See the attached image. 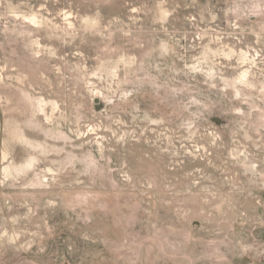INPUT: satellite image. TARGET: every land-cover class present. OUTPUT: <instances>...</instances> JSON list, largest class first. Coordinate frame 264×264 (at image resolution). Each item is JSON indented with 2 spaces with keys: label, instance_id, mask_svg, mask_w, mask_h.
I'll return each instance as SVG.
<instances>
[{
  "label": "rangeland",
  "instance_id": "374dc122",
  "mask_svg": "<svg viewBox=\"0 0 264 264\" xmlns=\"http://www.w3.org/2000/svg\"><path fill=\"white\" fill-rule=\"evenodd\" d=\"M0 264H264V0H0Z\"/></svg>",
  "mask_w": 264,
  "mask_h": 264
}]
</instances>
